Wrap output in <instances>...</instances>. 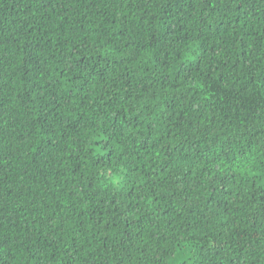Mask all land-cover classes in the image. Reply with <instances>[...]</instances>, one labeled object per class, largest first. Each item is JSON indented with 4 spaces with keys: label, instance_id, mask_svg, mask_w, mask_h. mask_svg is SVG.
Wrapping results in <instances>:
<instances>
[{
    "label": "trees",
    "instance_id": "16d2710c",
    "mask_svg": "<svg viewBox=\"0 0 264 264\" xmlns=\"http://www.w3.org/2000/svg\"><path fill=\"white\" fill-rule=\"evenodd\" d=\"M0 264H264V0H0Z\"/></svg>",
    "mask_w": 264,
    "mask_h": 264
}]
</instances>
